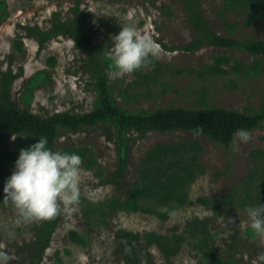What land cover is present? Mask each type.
<instances>
[{"label":"rangeland","instance_id":"rangeland-1","mask_svg":"<svg viewBox=\"0 0 264 264\" xmlns=\"http://www.w3.org/2000/svg\"><path fill=\"white\" fill-rule=\"evenodd\" d=\"M4 1L9 16L0 19V81L5 71L17 75L11 94L21 109L47 117L58 112L84 114L95 108L94 79L75 41L58 36L41 47L39 39L25 29L48 30L57 18L66 21L72 16L77 4L91 43L111 67L109 80L122 107L140 111L216 106L243 113L264 109V56L212 45L193 52L182 50L197 33L178 0ZM199 2L204 19L217 34L240 41L264 40V6ZM126 24L156 41L158 64L150 62L117 77L105 52L112 46L111 37ZM38 72L44 78L29 86ZM27 91L32 93L30 100ZM249 132L251 139L240 144L239 151L183 131H156L144 138L134 134L122 184L109 181L118 158L108 126L64 134L53 150L81 156L78 201L61 204L50 241L43 247L40 226L50 218L25 221L4 200V183L14 171V166L5 165L0 169V251L12 257L9 264H129L119 237L124 230L136 236L137 264H203L185 233L191 222L203 220L222 258L238 264H264V236L249 227L245 211L264 203V126ZM16 140L0 139V152L16 151ZM159 146H184L179 155L169 153L164 162L166 166L173 162L171 172L181 173L187 167L193 175L181 193L186 202L175 203L179 213L175 223L160 217L166 206L157 199L139 201V209L125 201L140 182L147 154ZM146 233L163 237L167 245L149 246Z\"/></svg>","mask_w":264,"mask_h":264},{"label":"trees","instance_id":"trees-1","mask_svg":"<svg viewBox=\"0 0 264 264\" xmlns=\"http://www.w3.org/2000/svg\"><path fill=\"white\" fill-rule=\"evenodd\" d=\"M178 1L184 5L187 19L197 33L196 38L182 47V50L193 52L205 45H212L264 56V40L240 41L237 38L221 36L214 32L208 21L204 19L199 0ZM225 2L229 6H264V0H225ZM71 13L73 15L66 21L57 18L48 30L31 26H26L25 29L30 35L39 39L41 47L47 41L58 36H69L75 41L76 46L85 53V65L94 79L97 91L95 108L84 114L58 112L47 117L21 109L11 94L13 79L17 75H14L11 70L3 72V78L0 81V139H12L15 136L17 140L14 145L16 151L0 152V169L7 164L14 166L20 149L35 143L40 136L46 137L48 146L53 149L56 140L64 134H76L92 130L104 124L109 127L112 134V142L115 145L118 158L117 170L109 181L122 184L121 179L127 170L130 144L134 134L138 138H144L149 133L156 131L162 133L179 131L194 133V130L199 126L202 129L198 134L199 136L207 137L216 144L230 147L236 129L244 128L253 131L264 126V109L254 113H243L216 106L201 109L166 107L159 110L143 109L140 111L122 107L109 80L107 69L111 67L105 57L99 55L83 26L82 18L84 15L80 11V4L73 7ZM8 16L7 3L0 0V19H6ZM151 62L158 64L155 59H152ZM43 78V73L38 72L31 79L29 86L35 85L37 80ZM26 97L30 100L32 93L27 91ZM182 149L185 147L159 146L147 154L141 170L140 182H137L136 186L131 189L130 195L125 200L127 206L130 205L133 209H139V201L157 199L160 204L171 209L174 208L175 203L182 206L186 202L181 193L186 188L187 182L192 179V172L187 167L183 168L182 171L180 170L181 173L171 172L169 167L173 162L167 166L164 162V158H167L169 153L176 156L180 154ZM58 215L59 213L40 226V243L43 247L48 245L50 241ZM160 215L163 219L168 217L165 211ZM185 233L192 239L193 247L201 256L199 262L203 264H238L225 260L213 248L211 234L205 221L191 222L185 227ZM70 235L73 238L76 236L73 231ZM119 237L122 240V246L129 264H137L138 257L133 246L136 236L120 230ZM145 237L149 246L154 244L167 245V243L164 244L163 237L154 233H146ZM179 238L183 239V236Z\"/></svg>","mask_w":264,"mask_h":264},{"label":"clouds","instance_id":"clouds-1","mask_svg":"<svg viewBox=\"0 0 264 264\" xmlns=\"http://www.w3.org/2000/svg\"><path fill=\"white\" fill-rule=\"evenodd\" d=\"M111 40L112 46L105 55L111 58L117 77L135 72L159 55L156 41L130 24L122 25ZM201 131L198 126L194 134ZM250 139L247 129H236L232 150L239 151V145ZM81 163L79 154L54 151L48 146L47 138L40 136L35 143L20 149L14 171L4 183V200L10 201L25 221L52 218L59 213L61 204L68 206L78 201ZM163 210L173 223L177 222V209L165 207ZM245 211L249 227L255 234L264 236V203L250 205ZM229 221L232 222L231 218ZM11 259L8 252L0 251V264H9Z\"/></svg>","mask_w":264,"mask_h":264}]
</instances>
